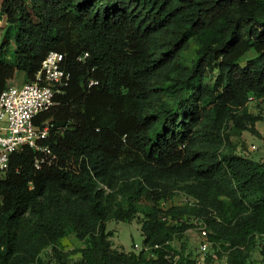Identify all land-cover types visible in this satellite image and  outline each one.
Masks as SVG:
<instances>
[{"label":"trees","instance_id":"1","mask_svg":"<svg viewBox=\"0 0 264 264\" xmlns=\"http://www.w3.org/2000/svg\"><path fill=\"white\" fill-rule=\"evenodd\" d=\"M52 51L71 74L36 120L55 159L38 169L43 153L25 149L0 174V264H50L47 248L68 264L71 235L76 264H173L188 228L176 215L200 222L225 264H249L264 162L231 137L264 118L248 109L264 112V0H0V94ZM181 182L191 201L163 210ZM111 220H137L149 250L113 248Z\"/></svg>","mask_w":264,"mask_h":264},{"label":"rangeland","instance_id":"2","mask_svg":"<svg viewBox=\"0 0 264 264\" xmlns=\"http://www.w3.org/2000/svg\"><path fill=\"white\" fill-rule=\"evenodd\" d=\"M23 74H18L16 80L10 83L11 86H21L24 84ZM248 109L251 114H261L264 117L262 108L256 101H251L248 104ZM231 140L235 146V153L239 156L246 157L259 162H264V118L256 122L253 131H244L241 135L232 136ZM186 182L177 184L176 191L173 196L168 199H162L160 201V207L163 210H169L171 208H183L191 200L186 195L185 191ZM175 222L179 223L185 221L187 227L184 231L176 235L171 241L173 251H171L169 258L173 261V264H178V260L181 256L184 259L195 260L197 264H225L226 255L222 253L219 257L217 254V248L212 244H208L206 249L202 248L204 239L201 234L202 224L196 221L194 218L187 216L176 215ZM169 220H173L171 216H168ZM108 230L114 233L112 237L113 248L123 250L125 252L135 251L140 252L144 246V236L140 230V224L137 220L131 222H122L111 220L107 224ZM138 245V248L135 247ZM83 247V242L79 241L77 237L71 235L62 240L61 250L67 258L68 264H76L81 258L79 249ZM41 257L46 262L53 264L55 258L53 257L52 250L47 248L42 251ZM249 264H264V236L260 237L257 241V246L253 249L250 256Z\"/></svg>","mask_w":264,"mask_h":264},{"label":"built area","instance_id":"3","mask_svg":"<svg viewBox=\"0 0 264 264\" xmlns=\"http://www.w3.org/2000/svg\"><path fill=\"white\" fill-rule=\"evenodd\" d=\"M87 56V54H86ZM86 56L80 58L83 60ZM71 74L64 68V56L57 51L50 52L42 63L41 70L31 82L21 86H9L0 94V174L7 171L12 155L31 149L43 153L37 157L36 168L52 163L55 155L43 144L49 135L50 125L36 124L38 116L50 110L56 102V95L68 86ZM91 81L90 85L97 84ZM49 157V158H48ZM203 249L209 244L205 228L201 229ZM138 248V245H135ZM141 250L148 251L147 247Z\"/></svg>","mask_w":264,"mask_h":264}]
</instances>
